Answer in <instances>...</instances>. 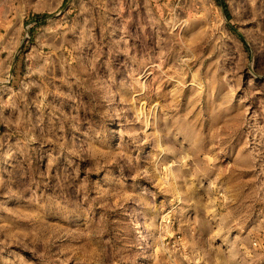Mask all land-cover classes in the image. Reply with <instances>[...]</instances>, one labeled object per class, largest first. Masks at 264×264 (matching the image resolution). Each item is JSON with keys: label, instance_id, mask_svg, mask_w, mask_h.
I'll use <instances>...</instances> for the list:
<instances>
[{"label": "rangeland", "instance_id": "rangeland-1", "mask_svg": "<svg viewBox=\"0 0 264 264\" xmlns=\"http://www.w3.org/2000/svg\"><path fill=\"white\" fill-rule=\"evenodd\" d=\"M0 264H264V0H0Z\"/></svg>", "mask_w": 264, "mask_h": 264}, {"label": "trees", "instance_id": "trees-1", "mask_svg": "<svg viewBox=\"0 0 264 264\" xmlns=\"http://www.w3.org/2000/svg\"><path fill=\"white\" fill-rule=\"evenodd\" d=\"M242 36V35H241Z\"/></svg>", "mask_w": 264, "mask_h": 264}]
</instances>
